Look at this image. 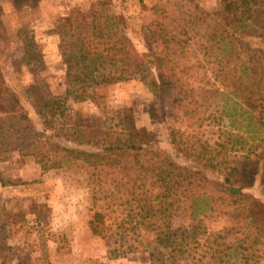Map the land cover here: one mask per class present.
Masks as SVG:
<instances>
[{"label":"trees","instance_id":"1","mask_svg":"<svg viewBox=\"0 0 264 264\" xmlns=\"http://www.w3.org/2000/svg\"><path fill=\"white\" fill-rule=\"evenodd\" d=\"M30 1L12 3L20 8ZM171 1L150 9L154 19L144 53L119 30L118 17L92 9L60 20L65 91L62 98L38 100L40 127L22 111L0 64V117L6 118H0V163L17 152L42 172L79 175L91 199L99 203L89 231L110 249L114 245L110 251L115 255L146 252L151 264H193V250L205 239L215 243L209 247L215 251L213 264L241 263L247 257L248 236L253 234V244L264 240V202L246 193L258 182L264 198V69L252 80L248 61L239 54L251 41H264V0H218L215 12L191 2L184 10L186 4ZM18 35L23 36L28 64H40L33 37L24 29ZM5 37L0 20V42ZM195 56L214 60L201 63ZM200 70L203 76L213 74L211 94L218 118L211 117L209 125L217 123L219 134L224 123L233 131H244L250 143L240 151L228 149V132L226 143L211 145L193 132L171 127L169 144L184 161L180 162L156 148L155 134L138 128L131 112L105 111L83 119L66 108L70 100H93L98 86L138 79L157 86L147 107L153 124L174 114L202 124L204 119L195 117L210 83L200 84ZM227 77L237 83L234 90H225L222 79ZM240 92L255 107L242 106ZM0 184L10 182L0 177ZM179 212H187L190 223L184 230H173L171 222ZM236 212L243 213L237 227L207 232L206 220H232Z\"/></svg>","mask_w":264,"mask_h":264},{"label":"rangeland","instance_id":"2","mask_svg":"<svg viewBox=\"0 0 264 264\" xmlns=\"http://www.w3.org/2000/svg\"><path fill=\"white\" fill-rule=\"evenodd\" d=\"M168 1L170 0H143V3L139 0H32L17 8L12 0H0V20L6 34L5 39L0 42V64L6 84L17 97L22 111L40 127L36 116L38 100L49 96H64L66 68L60 50V20L74 17L78 12L87 15L92 9L102 16L107 14L118 17L121 19L119 30L132 41L139 53H144L149 48L148 29L154 19L150 9L155 4H165ZM175 1L186 4L184 10L188 8L189 2L213 12L218 8V0ZM21 29L31 35L37 44L42 56L40 64H28V56L22 43L23 36L18 35ZM239 54L242 55V60L248 61L249 74L253 73L250 78L256 81L264 69V41H251ZM195 58L201 63L205 60L209 64L214 60L202 56ZM236 62L239 61L233 64ZM211 67L212 65L207 66L209 69ZM201 71H198L197 80L204 79L203 82L199 81L201 85L210 83L205 86L201 101L203 106L195 117L203 118L202 124L197 120L193 123L182 121L180 114L167 115L162 124H153L148 118L147 107L156 97L157 86L138 79L98 86L93 90V100H70L66 103V108L80 113L83 119L87 116H100L105 111L131 112L138 128L144 127L155 134L156 148L164 150L180 162L184 161L174 154L169 144L171 127L193 132L202 142L211 145L215 142L226 143L227 136L224 133L228 132L232 134L228 149L240 151L245 143H250L248 138L244 139V131H233L224 123L221 125L223 134H219L217 123L209 125L210 120L218 118L214 108L216 101L211 94L213 74L203 76ZM222 82L228 86L225 89L228 91L234 90L237 84L228 81V77L222 79ZM238 95V101L243 102L242 106L248 105L246 94L240 92ZM248 106L255 107V104L249 103ZM0 118L6 119L3 116ZM0 177L10 182L6 186L0 184V264H151L148 253L115 255L110 251L114 246L112 241H109L110 249L103 240L91 234L88 222L94 211L98 210L99 203L91 199L88 188L79 175L63 170L42 172L37 164L26 158L21 159L14 152L6 155L5 161L0 163ZM246 193L264 202L258 182ZM177 214L172 219V229L184 230L190 223L188 214ZM241 215L243 213H234L232 220L211 218L204 222V226L208 233H220L222 228L230 227L236 220H240ZM248 237L247 257L236 264H264V240L253 244V234ZM210 245L205 239L200 241L199 247L193 250V264H213L211 254L215 252L212 250L215 243L209 250ZM216 260L217 258L214 261Z\"/></svg>","mask_w":264,"mask_h":264}]
</instances>
